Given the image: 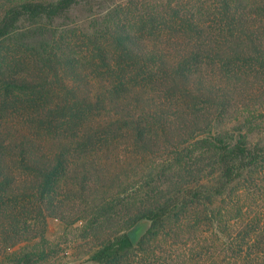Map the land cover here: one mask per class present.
<instances>
[{
  "label": "trees",
  "instance_id": "1",
  "mask_svg": "<svg viewBox=\"0 0 264 264\" xmlns=\"http://www.w3.org/2000/svg\"><path fill=\"white\" fill-rule=\"evenodd\" d=\"M76 4L0 0V264H61L48 218L96 264H186L207 231L264 264L241 254L262 224L235 228L264 170V0H125L78 35Z\"/></svg>",
  "mask_w": 264,
  "mask_h": 264
},
{
  "label": "rangeland",
  "instance_id": "2",
  "mask_svg": "<svg viewBox=\"0 0 264 264\" xmlns=\"http://www.w3.org/2000/svg\"><path fill=\"white\" fill-rule=\"evenodd\" d=\"M161 1L163 2L164 0ZM185 1L191 4L196 3V0ZM124 2L125 0H77L75 8L70 11L68 17L61 19L56 24L58 26H71L78 35L81 31L86 32L88 30L89 22L93 18L104 14L115 4ZM75 42L76 44H74V46L76 51L81 52V41L76 37ZM252 79L253 77L249 79V82ZM254 86L255 87H250L252 91L250 94L259 93V89L264 90L263 86L259 88L258 83ZM262 95H264V92ZM257 112L253 120L255 129L253 131L250 129L252 133H248V138H250L252 143L260 141L264 144V110L258 109ZM260 177L262 179H259L256 189L253 190L251 195L246 196V202L236 221L235 228L239 230L244 224L253 223L254 221L259 222V224L263 226V230H261L263 234L260 237L264 238V170ZM80 225L81 224L78 223L69 228H64L62 223L57 219L48 218L47 220L46 238L55 246L54 249L56 250V255H58L57 258L61 261V264H96L87 260L86 256L83 255L87 250V246L84 244V240L79 237ZM219 235L222 236L220 232ZM221 236H218L219 238L217 240L213 232L210 233L207 231L198 241L193 242L190 248L186 249V252L194 254L195 257H193V261H188L186 264H246L242 263L237 252L230 249L228 240H226L227 237ZM260 247H262V245L252 244L244 252L242 251L241 254H245L248 260L257 258L262 259V257H264V255H262L264 249ZM255 263V260L251 262V264Z\"/></svg>",
  "mask_w": 264,
  "mask_h": 264
}]
</instances>
